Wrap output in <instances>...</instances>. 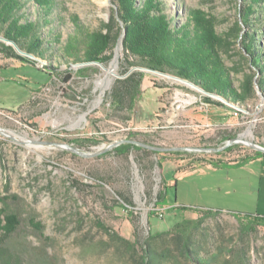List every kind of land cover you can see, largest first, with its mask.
Returning <instances> with one entry per match:
<instances>
[{
  "label": "rangeland",
  "instance_id": "obj_1",
  "mask_svg": "<svg viewBox=\"0 0 264 264\" xmlns=\"http://www.w3.org/2000/svg\"><path fill=\"white\" fill-rule=\"evenodd\" d=\"M162 1L173 25L198 11L222 37L242 4ZM52 2L50 13L31 0L26 6L28 20L42 24V59L29 58L36 61L29 65L0 53V77L28 93L22 105L0 107V192L13 197L7 211L20 219L5 243L19 250L20 264H264V154L249 146L264 148V98L206 104V95L186 83L138 66L120 40L105 52L104 64L68 58V44L84 51L72 41L106 32L116 6L114 0ZM118 49L109 86L97 87ZM243 55L236 42L222 53L236 88L248 73ZM137 72L140 97L130 110L127 103L117 108L113 89ZM125 140L167 151L115 153L124 143L107 149ZM29 220L42 227L40 234Z\"/></svg>",
  "mask_w": 264,
  "mask_h": 264
},
{
  "label": "trees",
  "instance_id": "obj_2",
  "mask_svg": "<svg viewBox=\"0 0 264 264\" xmlns=\"http://www.w3.org/2000/svg\"><path fill=\"white\" fill-rule=\"evenodd\" d=\"M28 1L0 0V37L15 44L22 52L42 59L46 50L40 28L42 24L31 22L26 17ZM31 1L48 13L52 11V0ZM114 4L116 17L104 26L106 32L83 35L85 39L72 41L76 45L83 44L84 51H77L68 44L64 49L68 58L73 56L77 61L104 64L110 60L105 52L120 40L125 55L138 59V66L188 81L227 103L242 105L257 93L264 98V0H242L239 20L223 37L198 11H189L183 25H173L162 0H114ZM116 21L121 24L118 29L114 28ZM233 42L243 50L248 69L238 88L234 87L230 69L222 59V53L227 52ZM0 53L6 58L36 64V61L17 54L11 45L1 41ZM128 64L136 66L133 62ZM142 78L143 75L137 72L118 81L111 93L112 104L120 108L127 103V109H132L136 98L140 97ZM204 100L206 104L224 106L209 97ZM138 149L140 147L124 143L114 152L124 155ZM7 190L5 187V192ZM11 199L0 192V264H20L19 250L5 243L20 226L18 214L7 211V202ZM254 220L257 221V218ZM28 225L35 233H41L42 227L38 223L29 220ZM39 251L45 256L46 246L42 244Z\"/></svg>",
  "mask_w": 264,
  "mask_h": 264
},
{
  "label": "crops",
  "instance_id": "obj_3",
  "mask_svg": "<svg viewBox=\"0 0 264 264\" xmlns=\"http://www.w3.org/2000/svg\"><path fill=\"white\" fill-rule=\"evenodd\" d=\"M27 98L28 93L19 82L13 78L8 79L6 76L0 77V107L5 109L15 108L25 103ZM253 158L254 157L230 165H241L242 162L250 161Z\"/></svg>",
  "mask_w": 264,
  "mask_h": 264
},
{
  "label": "water",
  "instance_id": "obj_4",
  "mask_svg": "<svg viewBox=\"0 0 264 264\" xmlns=\"http://www.w3.org/2000/svg\"><path fill=\"white\" fill-rule=\"evenodd\" d=\"M0 41L3 42V43H5V44H7V45H11V46L14 48V50H15L19 55L24 56V57H27V58H32L31 55H28V54L22 52V51H21V50L15 45V44H13L12 42H9V41H7L6 39H4V38H2V37H0ZM148 71H149V70H148ZM151 72H152V71H151ZM153 73H155V72H153ZM171 77H172V76H171ZM172 78H174V79H176V80H178V81H181V82L186 83V84L189 85L191 88L197 89V91H199V92H200L201 94H203V95H206V97H209V98H211V99L218 100L219 102H221V103H223V104H227L222 98H220V97H218V96H215V95L207 94V93H205L203 90H201V89H199L198 87L194 86L193 84L189 83L188 81L181 80V79H178V78H175V77H172ZM121 143H129V144L135 145V146L140 147V148H146V149H149V150L154 151V152H165V151H167V149L155 148V147L147 146V145L142 144V143H139V142H135V141H126V140H125V141H121V142H119V143H114L113 145L108 146L107 149H109V148H111V147H113V146H118V145L121 144ZM230 143H236V141H231ZM44 144L49 145V146L61 147V148H64V149H68V150L71 151V152H74V153L79 154V153L76 152V150H74V149L67 148V147H65V146H62V145H59V144H56V143H50V142H48V143H44ZM249 146H250L253 150L258 151V152L264 154V148H263V147L258 146V145H255V144H252V143H250ZM207 151L218 152V150H207Z\"/></svg>",
  "mask_w": 264,
  "mask_h": 264
},
{
  "label": "bare ground",
  "instance_id": "obj_5",
  "mask_svg": "<svg viewBox=\"0 0 264 264\" xmlns=\"http://www.w3.org/2000/svg\"><path fill=\"white\" fill-rule=\"evenodd\" d=\"M118 52H119V49L117 50L116 52V56H115V59L113 60V62L111 63L110 67L108 69H105V75L103 78H101L99 81H98V85L97 87H100V88H106L109 86L111 80L109 78L110 75H113L114 74V70L117 68V64H118ZM175 82H178V83H181V84H184L182 83L181 81H178L176 79H171ZM186 85V84H184ZM197 90V89H196ZM249 134V133H248Z\"/></svg>",
  "mask_w": 264,
  "mask_h": 264
},
{
  "label": "built area",
  "instance_id": "obj_6",
  "mask_svg": "<svg viewBox=\"0 0 264 264\" xmlns=\"http://www.w3.org/2000/svg\"><path fill=\"white\" fill-rule=\"evenodd\" d=\"M203 106H204V104H202ZM235 115H237V114H235Z\"/></svg>",
  "mask_w": 264,
  "mask_h": 264
}]
</instances>
